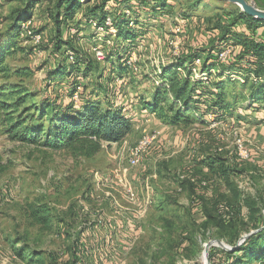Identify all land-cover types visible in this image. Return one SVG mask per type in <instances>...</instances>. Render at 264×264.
I'll return each instance as SVG.
<instances>
[{
    "label": "rangeland",
    "instance_id": "374dc122",
    "mask_svg": "<svg viewBox=\"0 0 264 264\" xmlns=\"http://www.w3.org/2000/svg\"><path fill=\"white\" fill-rule=\"evenodd\" d=\"M172 3V14L177 12L178 17L155 18L157 29H150L151 34L144 39L141 33L132 48L139 55L136 69L128 67L126 74L119 75L111 68L116 58L108 55L110 43L100 41L106 31L91 29L89 19L80 24L73 36L74 47L93 59L97 70L82 75L81 66L67 64L69 77L65 74L61 79L54 78L49 88L51 95L69 102L75 91L87 95L96 86L97 72L105 71L103 82H98L102 90L109 89L105 98L121 105V98L130 91L137 99L150 91L157 65L176 58L172 56L175 40H179L180 53L201 48L212 23L225 12L240 10L222 0H171ZM15 5L14 1L1 4L0 31L7 26L4 20ZM45 13L43 9L33 19L43 42L33 48L21 39L23 51L6 56L9 70L0 72V86L5 82L21 84L35 92L36 101L46 88L55 53L53 25ZM144 27L150 26L145 23ZM62 38L71 37L63 31ZM120 44L116 43V48ZM93 46L107 51L102 60L95 58ZM18 68L26 73L15 75L13 70ZM144 72H149V77ZM131 82L143 84L135 89L122 87ZM236 111L213 124L195 121L176 129H166L154 119L144 122L160 137L166 134L165 140L181 137L172 139L175 145L161 139L162 146L145 156L137 167L128 168L124 176L121 169L127 166L125 148L119 143L103 145L89 158L78 157L65 150H41L11 142L0 128V264H219L221 256L217 252L211 260L208 255L206 262V244L212 243L208 254L213 247L227 249L217 241L231 247L264 223V108ZM237 141L245 151L244 158L238 155ZM214 150L233 168L229 171L230 188L200 163ZM125 181L133 195L125 194ZM34 200L51 207L54 217L49 231H41L24 214L26 204ZM201 204L214 217L204 230L200 226L204 219ZM23 243L28 250L18 255Z\"/></svg>",
    "mask_w": 264,
    "mask_h": 264
},
{
    "label": "trees",
    "instance_id": "16d2710c",
    "mask_svg": "<svg viewBox=\"0 0 264 264\" xmlns=\"http://www.w3.org/2000/svg\"><path fill=\"white\" fill-rule=\"evenodd\" d=\"M8 1H14L16 5L9 10L4 20L7 25L4 31H0L1 73L9 70L5 57L23 51L18 37L19 26L31 18L39 0ZM254 1L264 9V0ZM170 6L171 0H53L47 15L53 25L52 51L57 53L59 59L54 68L47 72L46 88L40 96L37 94V101L33 100L35 92L21 84L5 82L0 86V113H3L0 115V128L5 137L11 142L35 149L65 150L73 156L86 158L98 153L105 143L121 142L131 132V118L121 105L105 98L109 89L105 92L98 83L104 80L103 71L97 72L94 80L96 86H92L87 95L79 92L77 103L51 95L52 90L49 88L53 79H61L65 74L69 77V64L78 65L77 68L81 66L82 75L97 70L94 60L74 47L73 37L64 40L62 33L67 32L70 26L77 30L82 21L87 23L90 18L103 25L104 19L110 16L115 32L111 34L105 28L106 34L100 41L105 44L115 35L108 46V55L116 58L115 67L111 68L119 75L126 74V57L140 39L144 24L170 12ZM126 9L130 11L129 15L125 13ZM225 14L211 24L203 47L180 53L171 62L160 65L154 74L157 83L153 84L150 94L147 97L138 96L139 101L151 112L163 110L157 113L163 121L184 126L195 121L208 124V113L214 116L215 121H219L231 116L238 108L249 109L253 104L254 110L264 108V20L253 18L241 10ZM130 21L133 26L129 25ZM237 25L243 26L248 32L236 30ZM258 29H262L259 34ZM117 41L121 43V48H116ZM225 47H233L235 52L228 62L219 63L216 55ZM71 50L74 61L65 63L67 52ZM196 59L201 61L198 71L205 75V79L193 74ZM13 72L17 76L26 73L20 68ZM145 76L149 77L147 74ZM237 88L241 90L236 92ZM100 93H103L102 99ZM227 162V158L220 153L200 160L210 173L221 177L230 188L229 171L233 168ZM200 210L204 215L200 226L204 230L214 217L202 204ZM24 214L41 231L51 229L54 216L48 203L42 200L27 203ZM256 229L239 245L237 242L232 243L231 250L210 248V260L217 252L221 256L219 264H264V223ZM22 245L18 248V255L28 250V246ZM31 255H34L33 250ZM49 258L50 263H53L52 257Z\"/></svg>",
    "mask_w": 264,
    "mask_h": 264
},
{
    "label": "built area",
    "instance_id": "2783aa9c",
    "mask_svg": "<svg viewBox=\"0 0 264 264\" xmlns=\"http://www.w3.org/2000/svg\"><path fill=\"white\" fill-rule=\"evenodd\" d=\"M125 13L127 15L130 14V11L128 9L125 10ZM88 25L91 29L97 32H105V28L109 30L111 34L115 32L114 26L112 24V20L110 16H107L104 21L103 25H100L97 23V21L93 18H90L88 20ZM130 26H133V22H129ZM77 30L73 26H70L68 28V34L70 37H73L76 34ZM18 37L20 39H23L25 42L31 43L33 48H36L43 42V36L42 33L38 32L33 25L32 19H27L23 22H21L19 26V32ZM179 40H175L173 43L174 49L172 50V56L178 57L180 55V51L177 48ZM105 43H110V39L106 40ZM93 54L97 60H102L104 58V52L100 46H93L92 48ZM235 50L233 47H225L222 50H220L217 55L216 59L219 63H226L228 62L229 58L234 54ZM67 60L70 62L74 61V54L72 51L67 52ZM139 60V55L135 49H131L126 57V65L129 68H133V70L136 69L135 64ZM200 59H196L194 61V67L192 68L193 74L195 77H200L205 79V75L203 73H200L198 71V66L200 64ZM154 83H157L156 80H154ZM80 99V93L79 91H75L71 96V101L73 103H77ZM206 119L209 123L213 124L216 121L214 120V116L212 114H207ZM158 143V132L156 131H150L147 127H140L139 128V136L131 144H127L125 146V159L127 166L123 167L121 169V176H124L128 168L137 167L140 165V163L144 160L145 156L149 153V151L154 148ZM237 150L238 155L241 158L246 157L245 151L241 148L240 144L237 141ZM222 148H218V151H220ZM119 176V175H116ZM122 181V179H119ZM125 187V194L133 195L132 188L130 185L127 184L125 181L124 183Z\"/></svg>",
    "mask_w": 264,
    "mask_h": 264
},
{
    "label": "crops",
    "instance_id": "0c3cea01",
    "mask_svg": "<svg viewBox=\"0 0 264 264\" xmlns=\"http://www.w3.org/2000/svg\"><path fill=\"white\" fill-rule=\"evenodd\" d=\"M2 2V1H1ZM7 2H9L8 0H4L1 4L3 5V4H6ZM52 3H53V0H39L37 3H36V5H35V7H34V9H33V12H34V14L31 16V19H32V21H33V19H34V17L36 16H39V14L41 13V11H43V9H45V11H46V13H47V10H48V8H50L51 7V5H52ZM47 6V7H46ZM46 7V8H45ZM170 12H168L167 14H165L166 16H168V17H170V18H172V17H178V15H177V12H174L173 14H172V12L174 11L173 10V3L171 4V6H170V10H169ZM45 13V16L49 19V20H51L50 18H49V16L47 15ZM80 17V16H79ZM160 17V16H159ZM159 17H156V18H159ZM162 17V16H161ZM163 17H164V15H163ZM82 23H85L86 24V22H84V21H82L81 22V24ZM155 23H157V21H156V19L154 18V19H151L150 21H149V26L150 27H143L142 28V33H143V35H142V37H141V39H144L145 38V36H149L150 34H151V30L150 29H153L154 27L157 29V27L155 26L156 24ZM259 30V29H258ZM262 30V29H261ZM260 30V32H258L257 31V34H259V33H261L262 31ZM239 31H243L244 33H247L248 31L245 29V28H243V29H241V30H239ZM63 34V33H62ZM68 33L66 32V35H67ZM22 43V42H21ZM20 43V45L22 46V47H24L22 44ZM59 59V56L58 55H56V54H54V57H53V65H52V67H49L48 69H52V68H54V65H55V62L57 61ZM162 64H164V62H161V63H159L158 65H157V67H156V69L154 70V73L157 71V70H159V68H160V65H162ZM103 73H106L105 71L103 72ZM145 74H149V72H144V75ZM133 84H135V85H133ZM141 84H143V83H137V82H131V83H129L128 85H126V83H124V84H122V87L123 88H125V89H127V88H129V87H131L132 89H135V87L134 86H136V87H138V85H141ZM125 85H126V87H125ZM151 85V84H150ZM152 86H153V84H152ZM118 87H120V85L118 86ZM151 89H152V87H151ZM151 89H150V91H144L143 92V96H145V97H147L149 94H150V92H151ZM127 91V90H126ZM113 93V92H112ZM119 97H121V96H119ZM121 107L124 109V111L126 112V114H128L129 116H130V118H131V122H132V129H131V132L127 135V137L126 138H124L121 142H119V144L122 146V148H125V146H126V144H131V143H133L134 141H136V139L138 138V136H139V128L140 127H142V126H144V122H148L149 120H156L158 123H159V125H162L163 127H165L166 129H171V128H173V129H176V127L177 126H180L181 127V125H171V124H169V123H167V122H165V121H163V119L162 118H160L158 115H157V113H159V112H163V110L161 111L160 109H157V111L156 112H151L147 107H145L140 101H139V99L137 98V99H133V96H132V94L130 93V91H128L126 94H124L123 95V98H121ZM113 102H115V101H113ZM115 103H118L117 101L115 102ZM255 108V104H253V106L252 107H249V109L251 110H253ZM238 109H240V108H238ZM237 109V110H238ZM241 111H248V110H241ZM235 112H237V111H234V113ZM247 113V112H246ZM138 131V132H137ZM135 133H138L137 135L135 134ZM134 135H136V136H134ZM3 136H5L4 134H3ZM167 135L166 134H163V135H161V137L159 136V134H158V143H157V145L154 147V148H152V150L147 154L148 156L151 154V152L152 153H154L160 146H162V140L164 139V137H166ZM179 137H181L180 135H178V136H175V137H170V139L171 140H163L164 141V143H166V144H174L175 145V140H172V139H176V140H178L179 139ZM162 139V140H161ZM161 141V142H160ZM159 142H160V145H158L159 144ZM116 144H118V143H112V144H110V145H116ZM103 145H108L107 143H105V144H103ZM181 145H184L183 143L181 144ZM215 152V153H214ZM214 154H216L217 152L214 150ZM229 155H230V152H229ZM228 160V159H227ZM106 177V176H105Z\"/></svg>",
    "mask_w": 264,
    "mask_h": 264
},
{
    "label": "water",
    "instance_id": "95a60500",
    "mask_svg": "<svg viewBox=\"0 0 264 264\" xmlns=\"http://www.w3.org/2000/svg\"><path fill=\"white\" fill-rule=\"evenodd\" d=\"M222 1H227V2H230V3H233V4L237 5L242 12H244L245 14H247L249 16H252L253 18L264 20V9L258 7L253 2H250V1H247V0H222ZM249 235H250V233L244 234L238 240L237 245H239L242 241H244L245 238L248 237ZM217 244H220V245L224 246V248H227V250H231L232 249V247H227V245L224 244L221 241H217ZM210 245H212V243H208L204 247V253H205L206 262H207V259H208L207 251H208V248H209Z\"/></svg>",
    "mask_w": 264,
    "mask_h": 264
}]
</instances>
